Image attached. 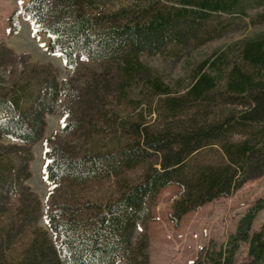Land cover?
I'll list each match as a JSON object with an SVG mask.
<instances>
[{
    "label": "trees",
    "instance_id": "1",
    "mask_svg": "<svg viewBox=\"0 0 264 264\" xmlns=\"http://www.w3.org/2000/svg\"><path fill=\"white\" fill-rule=\"evenodd\" d=\"M167 1L171 6L162 10H155L152 3L135 4L96 21L78 0H29L23 15L48 36V52L59 55L67 69L76 70L77 55L82 54L116 64L127 79L141 76L143 53L155 55L170 44L184 49L202 46L221 37L224 30L214 18H245L256 10L251 22L264 21V0ZM20 16L16 11L10 17L11 32L18 30ZM237 46L231 63L226 54L202 62L184 93L174 95L160 88L162 121L106 122L126 138L115 147L76 154L74 147L62 144L60 135L50 137L45 153L51 187L46 201L48 230L38 227L41 203L25 185L32 160L29 146L43 138L45 116L62 98L67 121L61 134L84 132L85 107L96 104L100 83L76 90L70 81L60 83L50 75L48 65L32 70L40 79V90L28 108L21 110L18 102L0 97V140L23 145L1 146L11 155L17 148L21 158L0 161V212L11 214L0 228V264H150L148 223L162 189L175 185L181 191L170 215L178 227L188 213L230 197L264 175V35ZM4 53L15 56L0 46V58ZM141 165L146 166L143 176L136 183L126 181L124 174ZM104 180H113L116 190L102 200L77 191ZM11 198L17 203L9 210ZM252 220L250 212L223 248L212 250L211 242L191 264H232L241 242L249 243L248 264H264V225L261 232L251 234ZM140 227L145 232L135 240ZM27 231L29 241L20 256L9 259L14 234Z\"/></svg>",
    "mask_w": 264,
    "mask_h": 264
},
{
    "label": "rangeland",
    "instance_id": "2",
    "mask_svg": "<svg viewBox=\"0 0 264 264\" xmlns=\"http://www.w3.org/2000/svg\"><path fill=\"white\" fill-rule=\"evenodd\" d=\"M28 1L0 0V46H6L15 53V56L4 53L0 58V97L18 102L21 110L28 108L40 90V79L32 74V70L40 71L41 66L48 65L52 67L50 75L57 76V81L60 83L70 81L71 87L76 90L86 89L89 83L92 85L93 82L100 83L96 91V104L85 107L84 132L81 130L73 134H61L67 121L63 108L66 100L62 98L55 105L54 112L45 116L46 127L43 138L29 146L32 160L29 162L30 178L25 181V185L40 200L41 216L38 227L44 230H48L46 201L51 188L46 181L48 162L45 159L47 140L50 137L55 134L60 135L62 144L74 147L76 154L96 148L106 150L115 147L116 144L125 142L126 138L116 134L113 126L109 128L106 122L113 124L114 120L120 118L151 124L162 121L163 115L160 114L162 118L158 115L161 107L160 99H163L161 98L163 96L157 94L161 92L160 88L168 89L174 95L184 93L192 83L193 73L202 62L208 59L212 61L226 54L231 63L236 59L239 43L260 34L264 35V21L256 24L251 22V17L257 13L256 10L250 11L249 16L245 18L227 16L214 18L212 20L215 24L219 21V27L224 30L221 37L208 41L202 46L192 44L190 48L184 49L177 44H170L155 55L143 53L139 56V62L143 67L141 76L127 79L116 64L106 60L104 62L90 60L82 54L77 55V69H67L59 55L48 52V36L38 32L30 20L23 15V8ZM78 1V5H82L84 11L91 13L96 21L104 19L109 13H115L121 8L135 4L146 6L152 3L155 10L171 6L167 0ZM16 11L21 15L19 28L16 32H11L10 17ZM76 12H79V8ZM229 20L231 23L227 26ZM214 22L209 21V24ZM23 55L27 58L22 59ZM102 129L109 131L104 133ZM1 146L23 145L8 139L0 140V161L3 164L10 161V157L14 160L21 158L17 148L12 149L13 155H11L8 154L9 151H5L8 149H2ZM145 170V165L138 166L127 171L124 178L129 183H136ZM115 190L113 180L94 182L86 188L77 189L82 197L99 200ZM180 194L179 187L170 185L157 195L152 208L153 220L148 223L147 230L150 242V264H191L198 252L203 247L209 246L211 242L214 243L212 250L223 248L228 238L237 232L242 220L250 212L253 216L250 233H258L263 229L264 175L248 181L230 197L215 199L190 212L183 217L179 226L175 227L170 221V215L173 204ZM16 199L11 198V204L6 208L12 210L17 203ZM2 212H0V228L11 218L9 212ZM144 232L142 227L138 228L135 240ZM29 237L30 231L18 236L14 234L15 243L8 252L9 259L20 256ZM50 237L52 238V235ZM250 262L249 243L241 242L232 264Z\"/></svg>",
    "mask_w": 264,
    "mask_h": 264
}]
</instances>
